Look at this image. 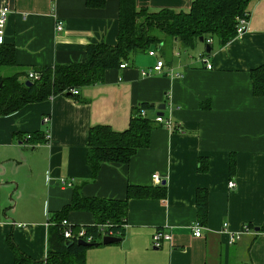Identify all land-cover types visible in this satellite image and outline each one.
Masks as SVG:
<instances>
[{
	"label": "crops",
	"instance_id": "1",
	"mask_svg": "<svg viewBox=\"0 0 264 264\" xmlns=\"http://www.w3.org/2000/svg\"><path fill=\"white\" fill-rule=\"evenodd\" d=\"M192 1L135 4L186 11ZM2 6L9 8L3 43L14 62L0 64V76L19 73L24 80L44 66L81 63L88 45L117 41L118 0L99 8L85 0H0ZM246 10L245 31L223 45L213 39L209 55L204 41L185 48L164 39L125 60L124 68H108L100 81L76 87L75 96L65 91L0 115V264H15L11 244L43 261L50 223L66 208L73 225L94 223L89 211L70 208L76 195L126 200L124 234L87 247L85 264H264V93L255 94L251 77L264 64V0H251ZM157 58L163 70L142 75ZM141 102L152 104L144 116L153 124L148 143L127 163H103L94 174L86 161L90 128L126 130ZM157 115L180 130H167ZM60 178L72 186H61ZM128 186L151 194L127 198ZM196 222L203 226L199 237L192 233ZM225 224L237 235L232 243ZM245 225L252 231L240 233ZM157 229L170 231L171 241L153 248Z\"/></svg>",
	"mask_w": 264,
	"mask_h": 264
},
{
	"label": "trees",
	"instance_id": "2",
	"mask_svg": "<svg viewBox=\"0 0 264 264\" xmlns=\"http://www.w3.org/2000/svg\"><path fill=\"white\" fill-rule=\"evenodd\" d=\"M107 0H85L88 7L99 8ZM118 33L115 45L106 43L90 44L85 60L81 63L56 64L37 70V80H20L19 73L0 76V115H8L28 102L40 101L81 85L92 84L102 79L104 71L126 62L137 52L157 46L164 39L177 41L182 47H193L202 36L216 40L219 45L228 42L236 34L237 18L244 12L251 0H193L186 11L163 8L151 11L145 7L137 8L135 0H118ZM212 43V42H211ZM0 64L11 65L12 47L0 44ZM209 55V53L204 52ZM255 94L264 93V64L253 70ZM32 83L26 85L25 81ZM151 103L141 102L133 111L129 126L124 131H113L109 126L91 127L87 139L86 161L96 174L103 163H127L133 153L148 143L152 122L140 114ZM151 188L128 186L126 197L149 196ZM126 200L86 198L76 195L70 208L89 211L95 222L83 226L86 232L99 237V224L108 223L106 232L121 237L124 234V212ZM64 209L49 228L47 255L43 261H32L25 257L14 244L15 264L29 261L33 264H85L87 247L73 243L62 235L60 221L65 219ZM73 227H78L74 225Z\"/></svg>",
	"mask_w": 264,
	"mask_h": 264
},
{
	"label": "built area",
	"instance_id": "3",
	"mask_svg": "<svg viewBox=\"0 0 264 264\" xmlns=\"http://www.w3.org/2000/svg\"><path fill=\"white\" fill-rule=\"evenodd\" d=\"M8 15H9V8L7 6L0 7V44H2L4 42L5 28H6V22H7ZM248 18H249L248 12H244L242 15H240L237 18L236 35H239L245 31L247 24H248ZM55 29L57 32L62 31L63 21L58 20L56 22ZM211 41H212L211 39L206 40L207 44H210ZM148 54L151 56H154L155 52L153 50H150V51H148ZM203 58L204 57L201 56L200 60H204ZM126 65H127L126 62H122V63H120L119 68H124ZM206 67L211 68V65L206 64ZM163 68H164L163 59L157 58L155 64L148 70H141V74L142 75H148L151 72L160 73L163 70ZM39 77H40L39 73L32 72V71L27 73V79H29V80H37V79H39ZM70 91H71L72 95H74V96L78 94V90H76V89H71ZM52 96H50V97H52ZM140 114L142 116H145V109L140 110ZM42 121H43V124L46 125L49 122V116H44ZM155 121L162 124L163 127H165L167 130H172V131H174V129L180 130V128L175 127V124L173 123V121L171 119L164 118L161 115H157L155 117ZM45 132L49 133V129L47 128ZM152 177L154 179H156L158 182H160V176L157 173H154L152 175ZM58 182L61 186H69V187L72 186V180H70V179L60 178L58 180ZM228 186L234 187L235 186L234 181L230 180L228 182ZM47 224H49V223H47ZM50 224L53 225V223H50ZM59 224L61 227L62 235L67 240L83 239L84 241H87V242H96V241H101V239L106 235L112 236L111 232H106V229L108 227L107 222L98 225V227L100 229L99 237H94V236L88 234L86 232V229L83 226L73 227L74 226L73 223H71L66 218L61 219ZM202 228H203V226L199 222H196L192 226L193 235L196 237L201 236ZM224 231H227L229 233L228 242L229 243L234 242V240L237 238V235L230 233L228 231L226 224L224 225ZM249 231H252V229L248 225H245L242 228V230L240 231V233H247ZM237 234H239V233H237ZM150 241H151L150 244L153 248H159L162 246L163 242L171 241V232L170 231H164L162 229H157L151 235Z\"/></svg>",
	"mask_w": 264,
	"mask_h": 264
},
{
	"label": "water",
	"instance_id": "4",
	"mask_svg": "<svg viewBox=\"0 0 264 264\" xmlns=\"http://www.w3.org/2000/svg\"><path fill=\"white\" fill-rule=\"evenodd\" d=\"M199 40L202 42L203 41V37L201 36L199 38ZM205 49H206V52L209 53L211 51V46L209 44H206L205 45ZM31 83L32 82L29 81V80H26L25 81V84L26 85H30ZM157 107L159 109L158 114H162L163 113L162 110L164 109L165 105L164 104H160ZM162 183H164V181H162ZM255 230H258V228L256 227ZM117 241H119V238L118 237L106 235V236H104L102 238L101 243L102 244H109V243H114V242H117ZM72 243H73V241L72 240H69V241L66 242V245H69V244H72ZM76 243L77 244H80V245H83V246H86V247H90V246H94V245H97L98 244V242H87V241H84L83 239L76 240Z\"/></svg>",
	"mask_w": 264,
	"mask_h": 264
},
{
	"label": "rangeland",
	"instance_id": "5",
	"mask_svg": "<svg viewBox=\"0 0 264 264\" xmlns=\"http://www.w3.org/2000/svg\"><path fill=\"white\" fill-rule=\"evenodd\" d=\"M137 53H140V52H137ZM142 53V52H141ZM191 55L196 57V55L198 54L196 50H192L190 51ZM197 53V54H196Z\"/></svg>",
	"mask_w": 264,
	"mask_h": 264
}]
</instances>
